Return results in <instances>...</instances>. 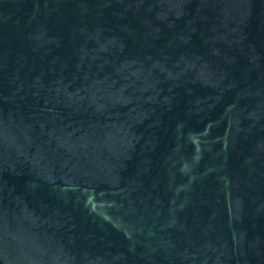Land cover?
<instances>
[{
	"label": "water",
	"instance_id": "1",
	"mask_svg": "<svg viewBox=\"0 0 264 264\" xmlns=\"http://www.w3.org/2000/svg\"><path fill=\"white\" fill-rule=\"evenodd\" d=\"M0 264H264V0H0Z\"/></svg>",
	"mask_w": 264,
	"mask_h": 264
}]
</instances>
